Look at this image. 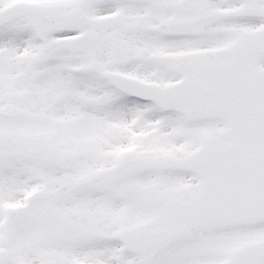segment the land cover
Wrapping results in <instances>:
<instances>
[{"label":"snow or ice","instance_id":"6c2138e0","mask_svg":"<svg viewBox=\"0 0 264 264\" xmlns=\"http://www.w3.org/2000/svg\"><path fill=\"white\" fill-rule=\"evenodd\" d=\"M0 264H264V0H0Z\"/></svg>","mask_w":264,"mask_h":264}]
</instances>
